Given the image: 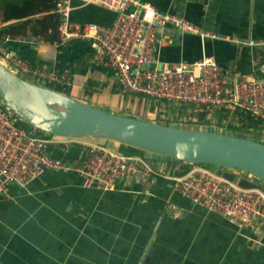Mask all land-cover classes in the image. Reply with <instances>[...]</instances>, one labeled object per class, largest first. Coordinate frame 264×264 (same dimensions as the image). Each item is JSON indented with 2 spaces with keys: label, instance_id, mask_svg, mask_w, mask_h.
Instances as JSON below:
<instances>
[{
  "label": "crops",
  "instance_id": "0c3cea01",
  "mask_svg": "<svg viewBox=\"0 0 264 264\" xmlns=\"http://www.w3.org/2000/svg\"><path fill=\"white\" fill-rule=\"evenodd\" d=\"M143 1L207 30L264 39V0ZM72 5L75 23L109 26L115 19L113 12L99 6H82L80 0H72ZM170 31L174 43L161 50L154 67L194 63L207 56L225 70L235 65L247 76L264 79V51L220 41L203 44L198 36ZM6 48L32 65L70 78L64 87L34 82L64 89L74 99L106 112L187 129L228 131L257 142L264 137V123L240 110L191 109L122 93L114 72L92 63L88 41H75L58 50L33 37L9 42ZM181 115L192 119L179 124L177 116ZM50 149L53 157L62 151L68 161L82 157L78 143L52 144ZM136 155L161 158L142 152ZM223 172L230 179L242 178L264 189V183L244 173ZM0 264H264V233L258 227L241 228L194 205L160 177L144 183L127 179L104 192L85 188L75 173L49 171L27 187L11 184L0 195Z\"/></svg>",
  "mask_w": 264,
  "mask_h": 264
},
{
  "label": "built area",
  "instance_id": "2783aa9c",
  "mask_svg": "<svg viewBox=\"0 0 264 264\" xmlns=\"http://www.w3.org/2000/svg\"><path fill=\"white\" fill-rule=\"evenodd\" d=\"M80 2L82 6L94 5L113 12L114 21L109 26L75 23L71 19L72 0H59V41L51 44L60 50L75 41L90 42L92 63L110 68L122 93L191 109L240 110L264 123V79L247 76L235 65L225 70L215 58L207 56L194 63H167L161 69L153 66L161 50L174 43L171 29L182 36H198L203 44L220 41L262 51L264 39H242L207 30L176 13L161 12L143 0ZM22 39H0V61L5 66L26 79L44 80L60 87L70 84L67 75L32 65L8 52L9 42ZM191 119L177 116L179 124ZM73 143L82 149L79 161L47 155L52 144ZM43 169L75 173L83 179L85 188L104 192L127 179L144 183L160 177L171 182L173 189L194 205L241 228L258 227L264 233V189L258 185L242 178L230 179L216 167L125 154L107 144L87 140L36 135L23 127L0 100V195L6 194L11 184L27 187Z\"/></svg>",
  "mask_w": 264,
  "mask_h": 264
},
{
  "label": "water",
  "instance_id": "95a60500",
  "mask_svg": "<svg viewBox=\"0 0 264 264\" xmlns=\"http://www.w3.org/2000/svg\"><path fill=\"white\" fill-rule=\"evenodd\" d=\"M0 100L20 123L42 134L105 141L188 165L238 171L264 183L261 142L233 136L228 131L187 129L109 113L30 82L1 61ZM52 152L48 149L47 155L53 157ZM62 153L55 158L64 159ZM47 173L43 169L42 174Z\"/></svg>",
  "mask_w": 264,
  "mask_h": 264
},
{
  "label": "trees",
  "instance_id": "16d2710c",
  "mask_svg": "<svg viewBox=\"0 0 264 264\" xmlns=\"http://www.w3.org/2000/svg\"><path fill=\"white\" fill-rule=\"evenodd\" d=\"M58 2L59 0H0V18L4 24L0 29V39L3 36H12L25 39L35 37L50 44L59 41V16L56 13ZM29 81L52 88L43 83H36L32 79ZM55 90L66 94L64 89ZM20 124L30 129L25 124ZM120 151L130 155L141 153L127 146H120Z\"/></svg>",
  "mask_w": 264,
  "mask_h": 264
},
{
  "label": "rangeland",
  "instance_id": "374dc122",
  "mask_svg": "<svg viewBox=\"0 0 264 264\" xmlns=\"http://www.w3.org/2000/svg\"><path fill=\"white\" fill-rule=\"evenodd\" d=\"M182 111H184V109H181ZM187 110V109H186ZM178 121V120H177ZM31 130V129H30ZM36 135H40V136H42V135H44V134H42V133H39V132H37V131H35V130H32ZM231 132V131H230ZM231 134V133H230ZM260 140V139H259ZM264 137L262 136V139H261V141L260 142H262L263 144H264ZM116 145V144H115ZM116 147V146H115Z\"/></svg>",
  "mask_w": 264,
  "mask_h": 264
}]
</instances>
